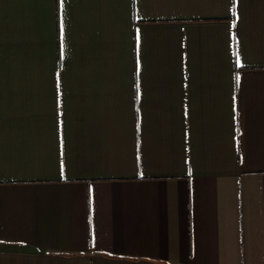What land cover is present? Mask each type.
<instances>
[{"label":"crops","instance_id":"1","mask_svg":"<svg viewBox=\"0 0 264 264\" xmlns=\"http://www.w3.org/2000/svg\"><path fill=\"white\" fill-rule=\"evenodd\" d=\"M0 264H264V0H0Z\"/></svg>","mask_w":264,"mask_h":264},{"label":"snow or ice","instance_id":"2","mask_svg":"<svg viewBox=\"0 0 264 264\" xmlns=\"http://www.w3.org/2000/svg\"><path fill=\"white\" fill-rule=\"evenodd\" d=\"M238 82V81H237Z\"/></svg>","mask_w":264,"mask_h":264}]
</instances>
